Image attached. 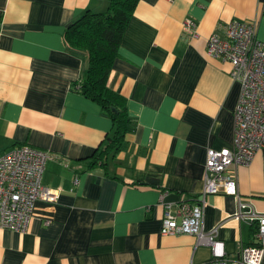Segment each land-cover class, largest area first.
I'll list each match as a JSON object with an SVG mask.
<instances>
[{
	"label": "crops",
	"instance_id": "crops-1",
	"mask_svg": "<svg viewBox=\"0 0 264 264\" xmlns=\"http://www.w3.org/2000/svg\"><path fill=\"white\" fill-rule=\"evenodd\" d=\"M109 0H0V155L16 145L45 150L37 200L23 232L0 228V264H202L215 257L188 234L160 233L165 205L193 204L208 148L231 147L240 83L207 54V38L230 20L256 22L264 42V0H139L108 78L126 101L134 130L103 167L88 169L112 122L74 88L86 59L64 32ZM195 21L196 36L183 21ZM242 202L264 214V148L231 165ZM237 200L210 194L203 229L216 228L223 256L253 242ZM45 220H49L45 224ZM264 264V257L263 263Z\"/></svg>",
	"mask_w": 264,
	"mask_h": 264
},
{
	"label": "built area",
	"instance_id": "built-area-1",
	"mask_svg": "<svg viewBox=\"0 0 264 264\" xmlns=\"http://www.w3.org/2000/svg\"><path fill=\"white\" fill-rule=\"evenodd\" d=\"M195 21L185 18L184 30L196 36ZM256 22L230 20L222 33L207 38L208 55L228 62L230 74L240 83L234 108L231 147L208 148L201 196L191 204L165 205L160 233L188 234L197 244H207L215 257L202 264H262L264 257V214L253 209L243 211L231 165H247L255 152L264 148V42L257 38ZM50 155L30 145H16L0 155V228L18 232L27 229L37 200L55 202L57 193L42 186L45 163ZM225 194L236 198L237 219H246L252 227L253 242L242 245L237 257L223 256L222 243L215 239L216 228L203 229L202 206L206 196ZM49 220H45L48 224Z\"/></svg>",
	"mask_w": 264,
	"mask_h": 264
},
{
	"label": "trees",
	"instance_id": "trees-1",
	"mask_svg": "<svg viewBox=\"0 0 264 264\" xmlns=\"http://www.w3.org/2000/svg\"><path fill=\"white\" fill-rule=\"evenodd\" d=\"M138 1L109 0L105 10L84 11L64 32L67 47L86 59L85 71L73 87L95 101L101 114L112 122L111 133L90 157L88 169L104 167L107 159L124 147L126 136L134 130L125 98L110 89L108 78L121 36Z\"/></svg>",
	"mask_w": 264,
	"mask_h": 264
}]
</instances>
